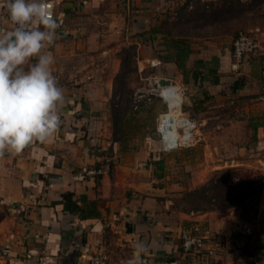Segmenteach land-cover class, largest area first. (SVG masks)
Instances as JSON below:
<instances>
[{"label":"crops","instance_id":"1","mask_svg":"<svg viewBox=\"0 0 264 264\" xmlns=\"http://www.w3.org/2000/svg\"><path fill=\"white\" fill-rule=\"evenodd\" d=\"M62 1L59 39L42 50L54 57L64 93L60 126L47 141L0 156V264H84L98 241L110 264L138 241L147 248L143 264H264V191L251 221L235 209L186 212L178 200L188 188L163 179L155 138L117 137L113 116L120 52L134 46L141 79L172 81L189 102L235 101L248 134L239 150L249 159L239 162L264 170V52L233 59L239 30H258L264 45V4L203 25L183 14L187 0ZM12 28L0 23V32ZM141 109L124 115L125 131ZM107 159L108 173L86 174ZM193 228L205 233L212 257L184 252L182 233Z\"/></svg>","mask_w":264,"mask_h":264},{"label":"clouds","instance_id":"2","mask_svg":"<svg viewBox=\"0 0 264 264\" xmlns=\"http://www.w3.org/2000/svg\"><path fill=\"white\" fill-rule=\"evenodd\" d=\"M13 28L0 32V156L21 153L45 142L59 129L63 89L52 72L50 53L59 39L58 23L47 0H3ZM35 58V63H32ZM147 248L136 242L120 264H143Z\"/></svg>","mask_w":264,"mask_h":264},{"label":"rangeland","instance_id":"3","mask_svg":"<svg viewBox=\"0 0 264 264\" xmlns=\"http://www.w3.org/2000/svg\"><path fill=\"white\" fill-rule=\"evenodd\" d=\"M243 1L248 2L249 0ZM135 66H137V70H133L126 77V90L125 88H120L119 91H122V94L118 93V97L114 99V111L123 106L125 97L132 98L134 92L138 88L153 86L150 81L141 79L137 58H134L130 64L131 68ZM185 96L184 92L183 110L201 123L197 130L196 141L193 146L182 147L173 152L160 151L159 140L156 138L157 120L156 116L153 115V112L156 110L164 112L167 108L166 104L160 98L142 106V108L146 110L145 113L141 115L137 113V115L131 117V122H128L131 124H127V126L129 125L128 131H125L120 125L121 122H123L124 115L121 116L119 111L117 115H115L113 111V116L115 118V135L117 137H123V135H125L127 138L134 140L155 138L158 150L157 157L163 163V179L167 181H176L177 183H181L182 186H186L188 189L195 188L207 182L219 170L226 171L238 169L242 171L243 174L264 176V170L260 169L261 167H259L260 164L258 162L250 163V165H247V162H239V159H249L247 154L241 153L239 150V145L244 143L248 138L247 130L242 128V123L239 122L240 119H244L243 115H241L234 106L232 107L227 103L218 107L215 100L206 99L189 102ZM218 108L219 112L217 111ZM141 110V108L139 110H134L132 105L128 111L140 112ZM202 120L204 121L202 122ZM235 159H237V161H235ZM257 198V195H255L251 198L243 199L240 206L235 208V210H238L242 215L243 207L249 208L250 210L252 208V210L258 208L259 213L261 199L257 207L254 204ZM258 213L251 211L242 218L247 220L252 216H257Z\"/></svg>","mask_w":264,"mask_h":264},{"label":"built area","instance_id":"4","mask_svg":"<svg viewBox=\"0 0 264 264\" xmlns=\"http://www.w3.org/2000/svg\"><path fill=\"white\" fill-rule=\"evenodd\" d=\"M122 1L130 2V0ZM47 4L53 14V18H55L56 10L63 4V1L47 0ZM0 23L12 24L7 17L5 9L0 12ZM257 52H264V45L258 30H239L233 39V59L235 64H240L247 55ZM158 64L159 62L151 61L152 66H157ZM151 84L153 86L138 88L134 92L132 97L133 109L139 110L142 106L155 101L157 98L162 99L167 108L159 114L156 124V133L160 138L162 150L164 152H173L182 147L193 146L201 123L183 110V90L172 81L156 80L151 82ZM174 100L177 104H172ZM259 100L264 101V94L259 97ZM231 104L236 106L235 101H232ZM109 169L110 160L107 159L104 165L89 168L86 174L90 176L102 175L108 173ZM206 239L205 233L200 229H186L181 236V246L186 253L201 255L206 258L212 257L215 249L207 245ZM4 252L9 253L10 250L5 249ZM84 264H110L108 254L100 241L97 242L95 251L86 259Z\"/></svg>","mask_w":264,"mask_h":264},{"label":"trees","instance_id":"5","mask_svg":"<svg viewBox=\"0 0 264 264\" xmlns=\"http://www.w3.org/2000/svg\"><path fill=\"white\" fill-rule=\"evenodd\" d=\"M263 4L264 0H249L248 2L243 0H187L186 4L182 7V12L183 14H188V18L198 20L201 24L206 25L212 24L215 21L230 20L241 13L253 10ZM190 6L192 8L187 11ZM136 56L137 50L134 46L125 47L120 52L122 63L121 69L115 79V96L122 92L119 91L120 88H125L126 90L127 75L133 70H137V66L134 68L130 67ZM132 105V98L125 97L123 106L115 109L114 114L117 115L119 111L121 116H123ZM158 161L161 162V160ZM263 191L264 176L262 175L252 176L250 174H243L238 169L219 170L207 182L183 191L178 202L182 210L186 212L227 211L238 208L243 199L257 195L258 198L254 204L258 207ZM252 209L243 207V214L241 216L244 217V215L249 214L251 211L258 213V208ZM3 216L4 214L0 212V220ZM255 217L252 216L247 220L251 221Z\"/></svg>","mask_w":264,"mask_h":264},{"label":"water","instance_id":"6","mask_svg":"<svg viewBox=\"0 0 264 264\" xmlns=\"http://www.w3.org/2000/svg\"><path fill=\"white\" fill-rule=\"evenodd\" d=\"M182 123V122H181Z\"/></svg>","mask_w":264,"mask_h":264}]
</instances>
